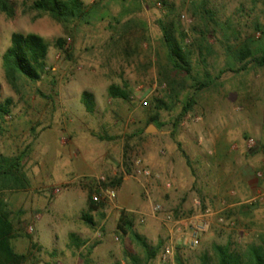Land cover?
Segmentation results:
<instances>
[{"label":"rangeland","instance_id":"1","mask_svg":"<svg viewBox=\"0 0 264 264\" xmlns=\"http://www.w3.org/2000/svg\"><path fill=\"white\" fill-rule=\"evenodd\" d=\"M9 1L15 16L9 18L0 12V104L7 100L12 103L10 114L0 118V157H21L24 187H0V203L11 212L19 233L13 241L15 249L28 255L26 264H84L83 255L96 243L103 245L91 254L92 264H134V258L138 264H176L175 257L162 260L163 250L147 263L144 251L119 231L120 218L129 216L133 229L154 247L160 241L166 245L169 233L154 215L153 204L161 203L169 210L180 207L191 215L188 206L195 199L205 204L208 196L192 194L195 191L187 184L184 190L192 191L177 193L180 188L171 179L164 183L170 188L158 182L147 196L144 184L131 176L129 160L141 156L145 162L156 157L165 162L171 154L190 151L184 140L188 135L211 162L215 155L211 146L218 132L211 137L198 132L208 120L216 117L217 122L223 117L202 114L199 108L202 104L208 110L216 106L214 85L197 93L193 110L178 128L174 126L188 95L194 91V80L201 82L209 75L218 83L223 78L235 108L242 106L240 97L264 102V67L251 63L246 70L238 71L243 64L236 56L246 42L252 44L256 57L261 55L259 49L264 42L256 26L264 27V0H83L91 12L90 24L69 26L49 15L37 18V12L27 8L34 0ZM169 24L177 36L186 35L184 48L191 52L190 78L172 71L162 28ZM16 32L39 34L50 44L49 74L37 83H21L18 90L8 84L2 68V55ZM59 38L67 40L69 54L58 49ZM222 71L225 73L216 79ZM167 77L176 78L172 88L162 83ZM112 84L128 86L131 101L111 99L108 88ZM85 91L97 97L93 114L87 113L82 104ZM156 99L163 100L164 105L156 104ZM156 112L163 127L143 134ZM236 115L247 113L238 110ZM263 125L264 115L256 112L249 126L250 136L242 138L238 131L241 138L237 141L244 139L247 144L253 139L257 143L250 155L264 152V138L260 136ZM100 176H106L109 183L120 176L123 180L112 187L117 191V200L99 203L91 213L96 223L91 227L82 215L88 211L89 196ZM259 188L264 189V178ZM244 206H248L245 214L251 226L232 219L228 224L218 223L211 232L209 225L198 248L192 249L182 240L175 254H180L186 264H200L202 254L212 253L215 242H232L240 247L260 242L264 236V197ZM72 233L91 243L82 251L74 249Z\"/></svg>","mask_w":264,"mask_h":264},{"label":"trees","instance_id":"2","mask_svg":"<svg viewBox=\"0 0 264 264\" xmlns=\"http://www.w3.org/2000/svg\"><path fill=\"white\" fill-rule=\"evenodd\" d=\"M163 4L165 2H162ZM26 5V4H25ZM166 5V3L164 4ZM195 7V6H194ZM30 11L37 12V18L49 15L53 20L63 26H69L75 23L90 24L91 12L88 5L83 0H34L27 7ZM0 12L7 17L15 16V9L9 0H0ZM196 11H195V13ZM213 18V17H211ZM164 33V41L169 51L170 65L172 71L179 74H186L192 77L191 52L184 48V39L186 35L181 33L177 36L175 29L171 24L162 25ZM256 30L261 33L264 42V27L260 24L256 26ZM67 40L59 38L56 41L58 49L66 54L68 53ZM50 44L47 40L36 33H13L11 37V46L2 55V68L8 84L15 90H18L21 83L25 81L37 83L49 74L48 56ZM260 56H255V50L250 42L244 43L236 52L237 59L243 64L238 71L246 70L251 63L264 67V43L259 49ZM232 71V69H229ZM225 71L220 72L216 79H220ZM207 80L195 81L194 91L188 95L183 110L178 116L174 126L178 128L182 120L193 110L196 105L197 93L205 88L211 87L215 83V79L207 75ZM164 81V82H163ZM162 81L171 88L176 78L167 77ZM108 95L113 100L131 101V91L128 86H120L112 84L108 88ZM87 113L93 114L96 111L97 102L95 95L85 91L81 98ZM12 101L7 100L6 103L0 104V118L10 114V105ZM156 104L164 105L163 100H155ZM157 108V107H156ZM159 109V108H158ZM150 125H154L157 129L163 127L160 121V114L156 112L149 119ZM145 131L143 132V134ZM21 157L8 158L0 157V187L2 188H21L24 187L21 180L20 164ZM129 172L131 170L129 169ZM123 178L120 176L109 183L106 187H115L122 183ZM89 208L82 215V220L89 226L95 227L96 223L92 217V212L96 211L100 204L92 201L89 196ZM246 208L248 206H245ZM133 220L124 214L120 218L118 225L119 231L125 235H129L135 243L144 251L147 263L156 259L160 251L164 249V242L160 241L154 247L147 237L139 234L134 229ZM19 236L16 225L12 218L11 212L7 206L0 203V264H26L29 260L28 255L19 253L15 249L13 241ZM72 246L76 250H80L86 242L80 239L76 234H70ZM100 243L90 246L87 255H83L84 264H92L90 256L94 249ZM212 253L205 252L200 257V264H264V236L260 237V242H253L244 247L235 246L232 242L227 244L213 243L211 246ZM134 264H138L133 259ZM176 264H186L180 254L175 256Z\"/></svg>","mask_w":264,"mask_h":264},{"label":"crops","instance_id":"3","mask_svg":"<svg viewBox=\"0 0 264 264\" xmlns=\"http://www.w3.org/2000/svg\"><path fill=\"white\" fill-rule=\"evenodd\" d=\"M222 79L218 83L215 82L213 84L216 88L213 94L215 96L213 101H215L216 106H211L210 110L203 104L199 107L202 114H213V116L214 114L218 116L223 114V117H220L217 122L215 121L216 117L211 122L208 120L205 128L198 132V135L202 136L203 134L206 137H211L218 132V136L216 135L217 138L212 142L211 146L215 153L211 158V162H208L202 152L193 145L192 137L188 135H186L184 140L187 143V149L190 151H179L173 156L171 154L165 162H162L157 157L153 161L151 159L146 160V164L149 167L162 175V180L159 184L164 188H169V184L165 186L164 183L171 179L176 188H180L177 193L192 191L184 190V185L187 184L188 189L195 191L192 194L200 193L208 196V198H204L206 199L205 205H211L210 208L215 212L209 219L210 231L212 227L218 226V223L225 221L228 224L232 219L238 224H243L247 227L252 225V223H248V219L246 220L248 214H245L246 208L244 205H247L245 200L255 194L258 187H261L263 179L258 181L255 177L256 172H264V152L260 153V155H250V151L246 150V141L244 139L240 142L237 141L238 138H241V135L238 134L239 130L242 133V138L243 136H250L249 126L252 116L256 112L264 115V102L260 103L256 99L245 100L244 97H240L242 106L235 108L236 105L231 104L229 101L226 82ZM95 98L97 99L96 96ZM238 110H243L247 113V116L238 117L236 115ZM248 115L251 117H248ZM148 128L145 129V133ZM261 130L263 131L260 136L263 139L264 125ZM233 135L236 137L229 139ZM235 146L237 150H234ZM232 191H235L236 195L232 194ZM183 198H186V194ZM188 210L192 212V204L188 206ZM79 238L86 242L80 249L82 251L91 242L82 237ZM202 240L204 239L201 238V242H203ZM101 245L103 244H99L94 251H100L101 249L98 250V248Z\"/></svg>","mask_w":264,"mask_h":264},{"label":"built area","instance_id":"4","mask_svg":"<svg viewBox=\"0 0 264 264\" xmlns=\"http://www.w3.org/2000/svg\"><path fill=\"white\" fill-rule=\"evenodd\" d=\"M161 7V4H157ZM187 119H190L188 117ZM199 121L200 119H196ZM247 150L252 152L257 148V143L253 139L247 140ZM131 176L144 184L147 196H150L153 184L162 180V175L151 167L147 166L145 160L141 156H132L129 160ZM263 172H257L256 178L263 179ZM109 183L106 176L97 178V185L92 194V201L96 204L103 202H115L117 200V191L112 187H106ZM170 188V184L168 185ZM60 192V189L56 190ZM264 197V189H258L256 196L246 202L248 205H254L261 201ZM152 211L154 215L159 218L167 227L169 236L167 243L164 246L162 253V260L164 262L170 261L175 256V249L177 243L182 242L186 246L196 249L200 245L201 236L209 226V218L214 215L213 210L205 206L200 199H195L192 203L193 214L187 215L186 211L181 208L169 210L161 203L153 204ZM31 228V232H33Z\"/></svg>","mask_w":264,"mask_h":264},{"label":"water","instance_id":"5","mask_svg":"<svg viewBox=\"0 0 264 264\" xmlns=\"http://www.w3.org/2000/svg\"><path fill=\"white\" fill-rule=\"evenodd\" d=\"M152 130H156L157 131V128L155 127V126H150L148 129H147V133H151L152 132Z\"/></svg>","mask_w":264,"mask_h":264}]
</instances>
